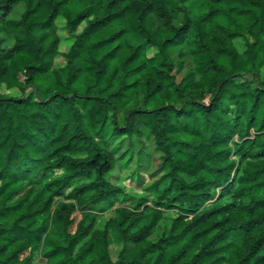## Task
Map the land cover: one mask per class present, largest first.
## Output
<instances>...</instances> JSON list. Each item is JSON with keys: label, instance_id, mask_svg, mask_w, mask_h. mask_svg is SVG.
<instances>
[{"label": "trees", "instance_id": "1", "mask_svg": "<svg viewBox=\"0 0 264 264\" xmlns=\"http://www.w3.org/2000/svg\"><path fill=\"white\" fill-rule=\"evenodd\" d=\"M263 76L264 0H0V264H264Z\"/></svg>", "mask_w": 264, "mask_h": 264}, {"label": "rangeland", "instance_id": "2", "mask_svg": "<svg viewBox=\"0 0 264 264\" xmlns=\"http://www.w3.org/2000/svg\"><path fill=\"white\" fill-rule=\"evenodd\" d=\"M17 10L12 13L11 15V18L13 19H19L20 18V15L23 11V7H18L16 8ZM62 50H65V47L61 48ZM175 62H176V69L178 71H176V75H177V80L178 82L182 79V77L193 67V64H192V61H191V58L189 56H187L186 58H184L183 60L180 61V59H178V52L175 54ZM61 64H64V61L61 59V58H58L56 60V67H60ZM264 77V76H263ZM28 91L30 92L31 89H28ZM12 95H15V96H20V93L15 90V91H11ZM134 96L135 98H137L136 100H138L137 102L138 103H141L143 98H144V93L139 90L137 92L134 93ZM139 147H136V149H138ZM133 160V161H132ZM131 160V164L130 165H127L126 166V169H122L120 170V173L121 175L119 176H114L113 177V182L115 184H120L122 186H125V185H130L132 187H136V188H131L130 190L128 191H131V194L133 196H150V198H154L156 195H158L157 192H150L148 191V187L160 176L159 172L158 174L154 175H149L150 171L148 173H144L145 174V178L144 180H140L139 182V188H138V185H136L135 183H131V181L129 180H126L124 182V179L132 172L136 169L137 165H136V162H137V159H132ZM153 163H152V167H151V172H155L157 171V168L159 166V155L158 154H153ZM120 201V200H119ZM117 203L116 207L118 206H131V203H121L119 202ZM106 208H108L107 211H105L104 213L101 214V227L104 225L105 221H107L111 216H113V213H114V208H110L109 206H106ZM158 232H162V229L159 228L158 229ZM110 242H111V254H112V257L114 260H117L120 253L122 252V250L124 249V242L122 241V239L120 238L119 234L116 233V232H112L111 235H110ZM152 239L153 240H156L157 239V233L152 236ZM39 264H42V263H39Z\"/></svg>", "mask_w": 264, "mask_h": 264}]
</instances>
